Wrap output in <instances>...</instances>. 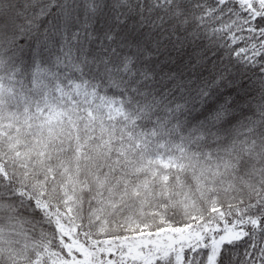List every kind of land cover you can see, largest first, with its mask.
<instances>
[{
  "label": "snow or ice",
  "instance_id": "6c2138e0",
  "mask_svg": "<svg viewBox=\"0 0 264 264\" xmlns=\"http://www.w3.org/2000/svg\"><path fill=\"white\" fill-rule=\"evenodd\" d=\"M0 264H264V0H0Z\"/></svg>",
  "mask_w": 264,
  "mask_h": 264
}]
</instances>
